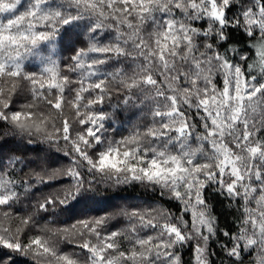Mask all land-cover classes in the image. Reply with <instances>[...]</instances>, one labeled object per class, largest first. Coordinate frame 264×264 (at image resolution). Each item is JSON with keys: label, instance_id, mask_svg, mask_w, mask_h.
<instances>
[{"label": "snow or ice", "instance_id": "obj_1", "mask_svg": "<svg viewBox=\"0 0 264 264\" xmlns=\"http://www.w3.org/2000/svg\"><path fill=\"white\" fill-rule=\"evenodd\" d=\"M0 264H264V0H0Z\"/></svg>", "mask_w": 264, "mask_h": 264}]
</instances>
